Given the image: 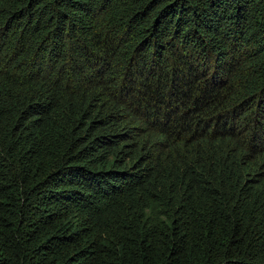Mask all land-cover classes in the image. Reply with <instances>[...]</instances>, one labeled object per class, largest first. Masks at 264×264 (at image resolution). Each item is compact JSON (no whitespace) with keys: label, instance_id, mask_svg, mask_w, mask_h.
<instances>
[{"label":"trees","instance_id":"obj_1","mask_svg":"<svg viewBox=\"0 0 264 264\" xmlns=\"http://www.w3.org/2000/svg\"><path fill=\"white\" fill-rule=\"evenodd\" d=\"M0 264H264V0H0Z\"/></svg>","mask_w":264,"mask_h":264}]
</instances>
